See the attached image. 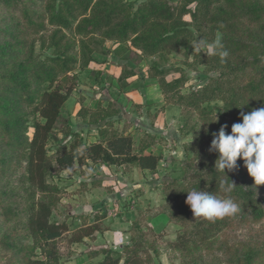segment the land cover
I'll list each match as a JSON object with an SVG mask.
<instances>
[{"label": "trees", "instance_id": "16d2710c", "mask_svg": "<svg viewBox=\"0 0 264 264\" xmlns=\"http://www.w3.org/2000/svg\"><path fill=\"white\" fill-rule=\"evenodd\" d=\"M8 10L21 19L23 38L27 34L43 36L52 31L49 54L36 55L37 41L29 43L23 40L19 44L28 55L11 80L17 84L15 94L19 106L22 110L31 111L32 119H29L31 125H27V120L23 119L26 112L23 113V129H14L20 130L21 137L8 141L10 146H18V159L23 162L17 183L24 196L20 199L21 211L10 210L5 215L22 225L26 237L19 244L4 240L0 243L15 253L21 264H63L59 241L65 238L69 227L66 222L53 221L60 191L49 179L56 171H78L92 163L155 172L161 162L160 156L147 152L155 142V135H144L138 151L133 135L114 129V123L108 120L115 114L99 119L105 123L100 125L98 121L97 141L84 145L77 138L68 145H59L54 156L49 155L47 146L52 132L75 89V75L72 73L86 69L94 62V46L99 44V40L101 43L129 45L147 58L183 50L186 60L193 57L194 62L215 75L207 77L208 83L200 89L182 94L186 77L173 82L166 79L178 69H152L162 92L175 96L177 106L198 112L203 121H212L207 105L214 102L223 104L218 124H204L203 127L201 142L208 151L213 133L227 125L226 131L230 134L231 126L242 122V112L264 107V48L250 43L255 39L254 32L263 28L264 12L254 1L181 0L173 4L171 0H11ZM187 16L191 21L186 20ZM205 30L214 37L203 38ZM217 34L221 35V43L229 53L224 63L216 55L193 52V43L198 38L212 43ZM68 35L74 36L75 41H71ZM245 79L249 81L241 84ZM29 128L32 130L31 139L27 135ZM227 176L215 170L214 164L206 171L185 177L187 185L183 190L168 197L182 217L177 220L184 230L171 244L173 249L188 252L191 246H207L218 238L230 217L215 222L195 219L186 204V192L205 190L219 198L230 197L240 204L247 195L235 183L236 188L231 193L220 191L221 181L234 182L231 172H227ZM166 215L170 221L176 218V214ZM96 232H100L96 225L79 228L71 233L69 243L80 244ZM140 250L141 243L133 237L130 245L122 247L126 254L124 260L119 251L106 249L100 253L103 259L96 264H121L122 260L123 264H140ZM238 264H264L262 250L250 249L238 258Z\"/></svg>", "mask_w": 264, "mask_h": 264}, {"label": "rangeland", "instance_id": "374dc122", "mask_svg": "<svg viewBox=\"0 0 264 264\" xmlns=\"http://www.w3.org/2000/svg\"><path fill=\"white\" fill-rule=\"evenodd\" d=\"M10 1L0 0V242L19 244L26 237L23 227L16 219L7 218L5 212L21 211L20 199L24 193L17 180L23 162L18 159V146H10L9 142L16 136L21 137L20 130L14 131L15 127L23 129V119L31 125L32 116L31 111L19 106L15 94L17 84L11 80L28 55L19 44L23 40L37 41L36 55L49 54L52 31L43 36L21 37L22 22L18 15L9 13ZM180 1L171 0L173 4ZM251 1L264 12V0ZM186 20L191 21L189 16ZM262 26L254 32L255 39L250 43L264 48V21ZM204 32L203 38L214 37L208 30ZM68 37L75 41L74 36ZM217 39L221 41L220 34L215 36ZM94 50V62L72 73L75 89L52 132L47 146L49 155L54 156L59 145H68L77 138L84 145L97 141L98 125L105 123L99 119L115 114L108 120L114 123V129L133 135L137 150L144 135H155V142L147 152L160 156L161 162L155 172L92 163L78 171H56L49 179L60 191L53 221L66 222L69 227L65 238L59 241L63 264H96L103 259L100 253L106 249L119 251L124 260L126 254L122 247L130 245L133 237L142 245L140 264H238V258L250 249H261L264 255V185L255 184L242 159L237 161L238 167L231 174L247 197L240 204L235 202L239 211L226 222L218 238L207 246H191L188 252L171 246L184 230L177 220L182 217L168 197L183 190L187 185L185 177L206 171L218 159L201 141L204 124H218L223 104L207 105L212 121H203L198 112L177 106L175 96L162 92L152 69H178L166 79L173 82L186 77L182 94L200 89L208 83L207 77L215 75L194 62L193 57L186 60L183 50L147 58L129 45L100 40ZM248 81L245 79L241 84ZM195 127L199 129L197 132ZM27 135L32 138L31 128ZM166 214H176V218L170 221ZM90 225L98 226L100 232L80 244L69 243L72 232ZM0 264L21 262L0 243Z\"/></svg>", "mask_w": 264, "mask_h": 264}, {"label": "clouds", "instance_id": "9594fccd", "mask_svg": "<svg viewBox=\"0 0 264 264\" xmlns=\"http://www.w3.org/2000/svg\"><path fill=\"white\" fill-rule=\"evenodd\" d=\"M193 52L216 55L221 63H224L229 55L219 39L212 43L204 39L195 41ZM241 121L231 126L230 134L226 131L227 125L212 134L209 151L218 154L215 170L227 176V172L237 169V161L242 159L255 184L264 185V107L248 113L242 112ZM219 188L221 192L231 193L236 185L232 181L231 183L221 181ZM186 193V204L195 219L204 218L215 222L218 219L231 217L239 211L238 205L230 197L219 198L211 192L196 189Z\"/></svg>", "mask_w": 264, "mask_h": 264}, {"label": "crops", "instance_id": "0c3cea01", "mask_svg": "<svg viewBox=\"0 0 264 264\" xmlns=\"http://www.w3.org/2000/svg\"><path fill=\"white\" fill-rule=\"evenodd\" d=\"M85 241V240H84Z\"/></svg>", "mask_w": 264, "mask_h": 264}]
</instances>
